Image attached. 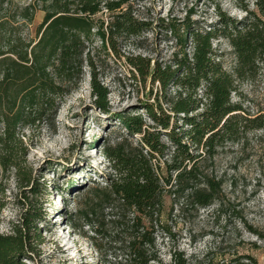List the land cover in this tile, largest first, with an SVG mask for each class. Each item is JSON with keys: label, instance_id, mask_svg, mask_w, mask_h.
Masks as SVG:
<instances>
[{"label": "trees", "instance_id": "1", "mask_svg": "<svg viewBox=\"0 0 264 264\" xmlns=\"http://www.w3.org/2000/svg\"><path fill=\"white\" fill-rule=\"evenodd\" d=\"M127 1L32 0L21 5L0 0V167L13 168L25 185L32 177L24 170L27 145L20 128L45 119L58 97L76 85L84 61L93 66L88 48L94 40L114 50V37L139 33L145 23L123 11ZM255 6H242L246 15L240 20L221 13L209 29L186 25L180 31L169 24L180 46L169 63L128 57L134 78L138 73L144 85L157 83L155 97L144 101L140 112L117 113L121 136L103 150L111 172L103 186L90 188L93 198L77 214L101 254L111 250L112 264L157 260L156 234L168 231L161 220L165 192L184 199L182 206L209 205L221 183L204 172L203 160L240 129L264 128V111L243 115L231 99L237 80L253 76L264 61V0H255ZM104 9L111 13L107 24L96 18ZM38 10L44 15L32 37L25 30ZM219 37L234 50V73L217 59L213 39ZM96 77L92 70V92L106 110L108 91ZM3 193L0 183V207ZM38 219L36 207L29 205L13 233H0V264L33 261L31 252L42 240Z\"/></svg>", "mask_w": 264, "mask_h": 264}, {"label": "rangeland", "instance_id": "2", "mask_svg": "<svg viewBox=\"0 0 264 264\" xmlns=\"http://www.w3.org/2000/svg\"><path fill=\"white\" fill-rule=\"evenodd\" d=\"M14 1L25 5L32 0ZM244 5L256 10L255 0H128L123 11L145 23L139 33L114 37V50L102 47L98 39L89 44L93 66L84 61L76 85L58 97V105L45 119L20 128L27 145L24 170L30 172L31 184L25 185L13 168L0 167L4 187L0 233H13L29 205L41 215L37 220L41 243L31 252L33 261L24 262L112 264L111 250L101 254L89 238L90 228L77 214L93 198L90 188L103 186L111 172L103 150L121 136L117 113L140 112L142 103L155 97L157 83L147 80L144 85L138 73L134 78L128 57L169 63L180 49L169 24L180 31L186 25L209 29L218 24L221 13L244 18ZM43 15L38 10L25 32L34 37ZM110 15L104 9L96 18L107 24ZM213 46L223 68L234 73L236 56L227 39H213ZM258 65L253 76L237 80L231 93L243 115L264 111V61ZM92 70L108 91L106 110L92 92ZM202 167L221 183V192L205 207L182 206L184 199L165 192L161 220L168 231L156 234L157 260L149 264H264V128L240 129L235 138L220 141Z\"/></svg>", "mask_w": 264, "mask_h": 264}]
</instances>
